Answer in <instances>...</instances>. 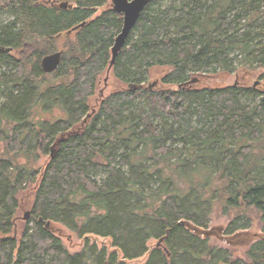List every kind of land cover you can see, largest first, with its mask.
<instances>
[{"label":"trees","instance_id":"obj_1","mask_svg":"<svg viewBox=\"0 0 264 264\" xmlns=\"http://www.w3.org/2000/svg\"><path fill=\"white\" fill-rule=\"evenodd\" d=\"M59 1L72 9L0 0V48L11 49L0 51V264H264V235L243 259L212 241L264 233V88L253 87L264 81V0H152L96 107L122 18L110 0ZM58 51L57 70L43 73ZM154 67L168 70L149 88ZM219 72L238 79L183 86ZM253 94L257 104L241 103ZM26 189L23 241L12 233ZM54 224L82 250L69 253Z\"/></svg>","mask_w":264,"mask_h":264},{"label":"rangeland","instance_id":"obj_2","mask_svg":"<svg viewBox=\"0 0 264 264\" xmlns=\"http://www.w3.org/2000/svg\"><path fill=\"white\" fill-rule=\"evenodd\" d=\"M53 1H55L54 3L58 5L64 2V1L58 2V0L57 1L53 0ZM160 5L162 6L163 10H166L170 6V2H165ZM173 5H179L178 1L173 3ZM101 10L97 11L96 16L100 14ZM6 19H8L7 16L2 17V20H6ZM167 70H168L167 68H159V67L152 68L150 70V73H148L144 79L146 81V86L147 85L149 86L152 84L154 87V84H156V86L158 87L160 80L167 73L166 72ZM4 71L5 69L0 68V73H3ZM188 77L190 79L197 78L199 82L201 81L202 83H207L212 87H215V86L224 87L226 85H230L234 83V81L238 79L236 73H233L227 76V74L226 75L222 74V72H219L217 74L216 73L215 74H194V75L190 74L188 75ZM105 79H106V82H105ZM253 80L255 81L256 79L254 78ZM113 82H114V79L112 76V72L111 70L110 71L107 70L104 73V75L101 77L100 83H98V88L95 92V97H92L89 102L90 107H96L102 97L107 96L111 91H113V88H112V86H114ZM257 87L261 89L264 88V81H261V83H259ZM259 99H260L259 95L253 94L250 97L242 99L241 103L243 105L249 106L251 104H255V103L257 104ZM89 119H92V117H90ZM48 153H51V151L49 150ZM46 163H47V157H43L41 158L38 164L43 165ZM124 170H126V168ZM92 176H93V179L97 181L98 183L101 180L105 179L106 177L105 174L103 173H98L97 175L92 174L91 177ZM28 190L29 189L19 192L18 199L20 201V208L15 214L16 220L15 219L13 220L15 225H14L12 235H14L16 239L18 240L22 239L23 241H25L24 239L28 235V231L31 226V222H28V224L25 225L26 222L23 221V217L25 213H29V218H30V211H31L30 203L32 201L33 194H32V191H28ZM225 224H226V220L221 218V219H217L216 221H213L210 227L217 228L218 226H220L223 228ZM54 227L58 229L56 235L60 236L62 244L65 246V248L68 250L69 253L73 254V253L80 252L82 250L83 248L82 239H79L74 233L70 232L69 230H67L60 224H54ZM253 230L254 231H245L242 233L241 232L237 233L233 238L217 239L214 235L213 237H215L216 239L213 238L214 240L212 241H214V243H216L217 245L221 247L228 248L229 250H231L232 253L235 255V257H240L243 259L244 251L247 248H249L254 241L258 239L257 235H264V233H262L260 229H258L257 227L253 228ZM96 242L99 247L105 246L108 248V250H112L110 247L109 239L98 237L96 239ZM152 244L154 243L152 242Z\"/></svg>","mask_w":264,"mask_h":264},{"label":"water","instance_id":"obj_3","mask_svg":"<svg viewBox=\"0 0 264 264\" xmlns=\"http://www.w3.org/2000/svg\"><path fill=\"white\" fill-rule=\"evenodd\" d=\"M151 1L152 0H111L110 1L111 10L119 15H122V26L120 32L115 37L113 45L110 50L111 60L109 62L108 71H110V69L112 68L115 62V59L124 48L128 37L130 36L132 30L134 29V27L138 22V19L140 18L141 13L151 3ZM58 7L61 9H72V6L68 2L60 3ZM84 25L85 23L76 25L66 34L70 35L76 32L78 29L84 27ZM0 51L10 52L11 49L0 48ZM61 57H62V52L60 51L54 52L50 55L43 57L40 62V67L43 73L51 74L55 72L60 65ZM197 81H198L197 78H192L187 83H184L183 86H191L193 83ZM258 84L259 82L256 81L253 87H256ZM152 86L153 85L151 84L148 87L151 88ZM128 88L137 89L136 87H132L131 85H129ZM27 220H29V213H25L23 217V221L26 222ZM46 227L47 228L50 227L49 222L46 223ZM161 242L162 240H160L156 244V247H158Z\"/></svg>","mask_w":264,"mask_h":264},{"label":"flooded vegetation","instance_id":"obj_4","mask_svg":"<svg viewBox=\"0 0 264 264\" xmlns=\"http://www.w3.org/2000/svg\"><path fill=\"white\" fill-rule=\"evenodd\" d=\"M47 3H54L55 1H53V0H45ZM57 1V0H56ZM109 7L111 8V6H110V4H109ZM99 10H101V9H99ZM101 12H102V10H101ZM100 12V13H101ZM117 14V13H116ZM119 15V14H118ZM120 17L122 18V15H120Z\"/></svg>","mask_w":264,"mask_h":264}]
</instances>
